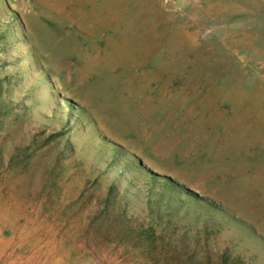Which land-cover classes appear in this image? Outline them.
Instances as JSON below:
<instances>
[{"label":"rangeland","instance_id":"374dc122","mask_svg":"<svg viewBox=\"0 0 264 264\" xmlns=\"http://www.w3.org/2000/svg\"><path fill=\"white\" fill-rule=\"evenodd\" d=\"M0 264H264V0H0Z\"/></svg>","mask_w":264,"mask_h":264},{"label":"trees","instance_id":"16d2710c","mask_svg":"<svg viewBox=\"0 0 264 264\" xmlns=\"http://www.w3.org/2000/svg\"><path fill=\"white\" fill-rule=\"evenodd\" d=\"M188 192H189L194 198L198 199L199 201H207V198H205V197H201V198H200L197 194L191 192L190 190H188ZM215 207H218V206H215Z\"/></svg>","mask_w":264,"mask_h":264}]
</instances>
